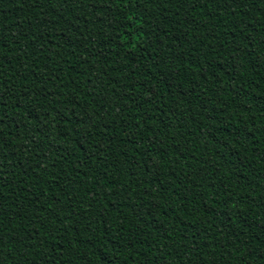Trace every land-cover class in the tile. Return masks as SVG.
I'll list each match as a JSON object with an SVG mask.
<instances>
[{"label":"trees","instance_id":"16d2710c","mask_svg":"<svg viewBox=\"0 0 264 264\" xmlns=\"http://www.w3.org/2000/svg\"><path fill=\"white\" fill-rule=\"evenodd\" d=\"M0 264H264V0H0Z\"/></svg>","mask_w":264,"mask_h":264}]
</instances>
